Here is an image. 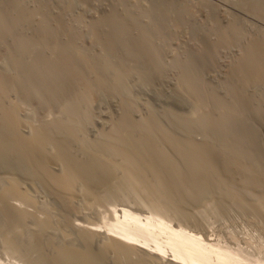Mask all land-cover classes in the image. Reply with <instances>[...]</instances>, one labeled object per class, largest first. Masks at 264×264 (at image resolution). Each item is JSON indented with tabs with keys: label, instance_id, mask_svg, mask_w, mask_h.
I'll list each match as a JSON object with an SVG mask.
<instances>
[{
	"label": "bare ground",
	"instance_id": "bare-ground-1",
	"mask_svg": "<svg viewBox=\"0 0 264 264\" xmlns=\"http://www.w3.org/2000/svg\"><path fill=\"white\" fill-rule=\"evenodd\" d=\"M126 79L186 112L154 111ZM120 183L147 192L152 214L123 207L104 232L73 227L85 200ZM209 196L264 236V0H0L8 253L32 264H264L263 236L250 246L203 233Z\"/></svg>",
	"mask_w": 264,
	"mask_h": 264
},
{
	"label": "rangeland",
	"instance_id": "rangeland-1",
	"mask_svg": "<svg viewBox=\"0 0 264 264\" xmlns=\"http://www.w3.org/2000/svg\"><path fill=\"white\" fill-rule=\"evenodd\" d=\"M126 81V91L137 100L141 99L140 102L145 104L147 103L154 111L167 112L171 118L186 112L184 109H180L168 101L155 100L148 92L132 87L128 79H126ZM164 146L168 148L165 150L166 155L172 157L169 147L167 145ZM119 185L121 189L113 195L104 194L99 200H94L92 198L85 200L83 202V206L81 204L82 218L74 219L72 222L73 227L76 229H97L98 227L97 230L101 229L100 231L104 232L102 231V228H100L104 227L102 222L113 219V211L116 209L117 212L121 211L119 213H123L124 208H126L139 214H152L150 209V199L147 196V192H137L136 195L121 183ZM210 197L211 196L208 197V201L204 204V208L196 219L199 226L202 227L204 234L206 233V235H211L214 239L223 238L225 241L228 239L229 241H227L231 243H246L250 246H253L255 243L261 245L262 242L257 239L260 238V235L262 237L263 233L260 230L258 222L256 223L255 220L242 215V213L239 212V210L237 211L236 208H232L228 211H223L224 208H220V210L217 209L216 204L210 200ZM21 207L24 208L23 205ZM164 211L171 214V219L175 222L174 225H176L178 214L171 213L170 209L167 207ZM194 215H196V213H194ZM249 238L252 239L250 240ZM262 238L264 239V236ZM251 242L255 243L252 244ZM251 250L252 249H250V251ZM0 264H32V262L27 254L20 253L16 249H14L11 253H8V251H6L0 243Z\"/></svg>",
	"mask_w": 264,
	"mask_h": 264
}]
</instances>
